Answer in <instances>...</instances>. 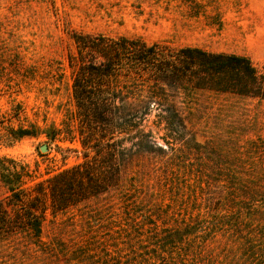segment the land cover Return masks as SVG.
Masks as SVG:
<instances>
[{"label": "rangeland", "instance_id": "obj_1", "mask_svg": "<svg viewBox=\"0 0 264 264\" xmlns=\"http://www.w3.org/2000/svg\"><path fill=\"white\" fill-rule=\"evenodd\" d=\"M80 33L264 67V0H0V158L26 168L27 187L84 161L79 142L49 136L76 109ZM191 98L185 131L155 133L164 152L129 161L109 192L48 211L41 243L0 245V264H264V100Z\"/></svg>", "mask_w": 264, "mask_h": 264}, {"label": "trees", "instance_id": "obj_2", "mask_svg": "<svg viewBox=\"0 0 264 264\" xmlns=\"http://www.w3.org/2000/svg\"><path fill=\"white\" fill-rule=\"evenodd\" d=\"M74 40L77 53L69 65L76 109L49 136L79 142L84 161L27 187L26 168L9 169L0 158L9 191L0 200V245L22 237L41 243L48 211L63 212L109 192L129 161L164 152L155 133L185 131L196 92L264 100V67L247 57L130 37L80 33Z\"/></svg>", "mask_w": 264, "mask_h": 264}, {"label": "water", "instance_id": "obj_3", "mask_svg": "<svg viewBox=\"0 0 264 264\" xmlns=\"http://www.w3.org/2000/svg\"><path fill=\"white\" fill-rule=\"evenodd\" d=\"M46 148H44L43 150H45Z\"/></svg>", "mask_w": 264, "mask_h": 264}]
</instances>
